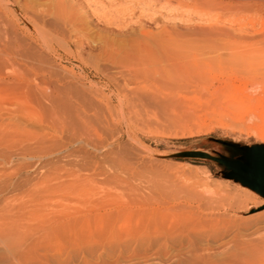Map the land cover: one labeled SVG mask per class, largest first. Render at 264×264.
<instances>
[{
    "label": "rangeland",
    "instance_id": "374dc122",
    "mask_svg": "<svg viewBox=\"0 0 264 264\" xmlns=\"http://www.w3.org/2000/svg\"><path fill=\"white\" fill-rule=\"evenodd\" d=\"M56 2L65 3L61 10ZM163 6L0 0V227L38 191L41 185L32 187L41 177L62 185L56 241L14 257L0 245V264H185L197 253L205 264H220L234 240L249 244L250 264H264L263 52L255 61L245 59L251 50L212 57L186 48L192 68L166 77L169 63L143 55L134 42L142 27L159 32L171 24L166 17L192 10ZM255 15L253 29L262 33L264 15ZM150 45L148 52L156 49ZM148 70L160 73L146 77ZM37 85L61 99L25 97V86ZM167 210L178 224L158 215Z\"/></svg>",
    "mask_w": 264,
    "mask_h": 264
},
{
    "label": "bare ground",
    "instance_id": "6f19581e",
    "mask_svg": "<svg viewBox=\"0 0 264 264\" xmlns=\"http://www.w3.org/2000/svg\"><path fill=\"white\" fill-rule=\"evenodd\" d=\"M150 1H152V0H150ZM155 1H157L158 3L163 4V5L164 4H166L167 6L170 5V7H172V6L174 7V5H175L178 8L179 7L182 8L184 5H186V6L189 5L188 8H190V10L192 9L190 12V11H188V8H187L186 11H188L189 14L186 13L187 14V15L185 14L186 16L183 15L182 17H178V18H176L174 16L170 17L171 16L170 14H169L170 16L167 15L168 17H166V15H165L167 20H169V21L171 20V24L168 25V24H165L163 22L165 25H163L161 27V29L159 28L160 29L159 32H157V31L153 32L151 30H147L146 27L145 28L142 27L140 29V31L138 32V34L136 35L134 42L137 43V45H139L140 47H144L145 48L144 50L148 53L147 54L143 50L145 52L144 54L142 53L143 55H145V54H146V56L149 55L148 57L149 58L152 57L151 59H155V58L158 59L159 58V62H160V58H161V60L163 58L169 63L167 65V66H169L168 68L173 69V70L171 72V71L167 70V68H166L165 71H162V74L164 76H166V77H171V76L172 77H174V76L179 77L185 73H186L185 75H187L188 68H192V67L191 66L189 67L186 65L190 62H188V63H186V62L188 61L189 58L190 59L192 58V57L188 58V56H192L191 53L192 54L194 53V55H195V52H196V51L194 52L195 48L203 49L202 51H204V52L207 51L208 53L212 54V57H214L215 55H217V56L220 55L221 50H223V49H231V48H234V50H235V48L237 50H239V49L243 50V51H241L243 53L249 52L250 50H251L250 51V53H251L252 50H255V51L257 50L256 52L253 51L256 55L253 52L251 54L249 53V54L244 55L245 59H248V57H249L248 55H250L251 60H252V58L255 59V58H257V54L259 52L260 53L263 52L262 55H260V53H259V55L262 57L264 56V31H263V28H262V31H263L262 33H261V31L259 32L257 30H256L257 31L256 32L253 29L254 24L256 23V20L258 19L256 17L255 13H258V15L263 13V15H264V0H155ZM63 3L64 2H62V4ZM154 3H156V2H154ZM56 4H57V2H56ZM56 4L54 7H57ZM62 4H57L58 6L60 5L58 10H61L60 8H63ZM65 6H68V5H65ZM167 6H163V7L166 8ZM173 7H172V10H173ZM65 9H66V7H65ZM166 9L168 10V8H166ZM174 9H175V7H174ZM53 11L51 13H53L55 16V12H53ZM63 11L65 12V10H63ZM223 12L226 14V17L224 15H223L224 17L221 16V13H223ZM70 13L74 14L73 12H70ZM183 13H185V12H183ZM175 14H176V12L174 13V15ZM62 15H65V14L63 13ZM67 15H68V13H67ZM180 15H182V14H180ZM70 16H71V14H70ZM64 17H61V18H63L65 20ZM55 18L58 20L61 19V18H59V15H57ZM63 19H61V20H63ZM167 20H166V22H168ZM66 21H68V20H65L63 22H66ZM68 22H70V20ZM263 23H264V21H263ZM150 44L153 45L152 50L154 47L156 49L148 52L147 49H149L148 47H151ZM139 46H136L137 49H140ZM186 48L188 50L192 49L191 53L190 54L188 53L187 56H186V54H184V51L181 52V50L186 51L187 50ZM189 48H191V49H189ZM188 50H187V52H188ZM237 50H235V51H237ZM244 51H246V52H244ZM232 55H234V53ZM252 55L253 56L255 55V56L253 57ZM259 55H258V57H259ZM140 56H141V53H140L139 57ZM179 58H181V61H180L181 64L177 65L178 64L177 60H179ZM211 58H209L210 60L207 58L209 60V62L212 61ZM182 59H184V62H183L184 64H182ZM185 59H187L186 62H185ZM233 59H236V57L234 56ZM257 60H258V58H257ZM166 61L164 63H166ZM215 61H217V60H215ZM234 61H233V63H234ZM249 61H250V58H249ZM255 61H256V59H255ZM162 62H163V60H162ZM238 62H240L239 59H238ZM221 63L222 62H220V64ZM193 64H194V62H193ZM181 65H182V67H183V65H185V67L187 66V70L185 67L184 68L180 67ZM188 65H190V64H188ZM213 67H215V66H213ZM135 68H137V67H135ZM135 68H134V72H136V75H134V72L131 71L130 69L129 70L131 71V73L129 71L127 72V73H130L134 76L133 77L134 80H135V77H137V75H140V72H137V70H135ZM161 68H162V66H161ZM213 69H215V68H213ZM162 70H164V69H162ZM153 71H155V73L158 75L160 73L157 70H152V73L150 72L151 75L154 74ZM150 73L148 70V73H147V71H145L144 75H146V77H147L148 74L150 75ZM200 73L201 72H199V74ZM189 74H191V72H188V75ZM194 74H196V73L194 72ZM154 75L152 77H155ZM130 76L131 75H129V77ZM183 77H182V79L177 78L176 80H183ZM189 77H191V76H189ZM129 79H131V78H129ZM137 79H138V77H137ZM170 80H171V82H174V79L170 78ZM37 86H38V90H32V91H30L28 86H25V89L22 90L25 97H28L29 92H31L33 94L35 93V95L37 93V96L40 97V100L41 99L47 100V103H48V101H50L52 103H54V102L56 103L57 101H59L61 99L58 97L59 93L56 90H54L53 88H50V86H47V88L39 86V85H37ZM49 88L51 89L50 92H49ZM38 97H36V99ZM40 100L37 102L43 101V100H41V101ZM31 101H32V99H31ZM50 102H49V104H50ZM23 103H24V105L26 104L28 106V107L25 106V108L27 107L28 110L25 108L24 109L27 111H31L32 106H30L29 99L25 98ZM40 105H42V104L40 103ZM41 107H43V106H41ZM83 122L84 121L81 122L82 125L86 121L84 123ZM63 123H65V122H63ZM0 180H1L0 182L4 181V179H1V178H0ZM52 180L54 181V183L51 182ZM71 184H72V182H71ZM38 185L39 186L41 185L40 188L38 187V191L36 190L35 192L27 195L28 199L25 197L27 199V201H25V202H23L25 199L22 198L23 203L17 204L18 205V208L16 207L17 212L15 210H13L16 214L14 215L13 214L14 212H13L12 213L13 215H11V218H9V217H8L9 219L6 218L7 222H8V220H9V222L6 224L2 223L4 227H0V245H2V249L6 253H8L9 256L14 257L17 254L24 252L25 250H27L26 248L28 246L32 247V246L39 244L41 242H43L45 244L46 242L51 241V239H53V241H56L55 237L58 236L57 234L59 233L60 225H62L61 224L62 223V220H61L62 219V216H61L62 213L60 211V209H61L60 208L61 195H60V198L58 195L59 190H61V188H62V185L59 182V179L57 177H52V176L50 177L49 175H45V176L41 177L40 181L38 183H34L32 189L34 190V187L38 186ZM42 185H44V186H42ZM1 188H3V187H1ZM13 196L15 197V195H13ZM4 199L2 200V202H4ZM7 200H8V198H7ZM8 201H10V198ZM14 201H16V200H14ZM11 203H13V201ZM16 203H17V201H16ZM3 205H6V204H3ZM17 205H15V206H17ZM1 207H3V206H1ZM6 207L7 206H5L4 208H6ZM13 209H14V206H13ZM158 210H159L158 213L162 212L160 209H158ZM7 211L8 210H6V215H7ZM146 211H147V208H146ZM172 214L173 213H171V211L169 212L167 210V212H164L161 215L160 214H158V215L161 216V218H163V220H166L167 224H172V223L178 224L179 218L178 219L175 218V216H173ZM184 214L187 215L186 213H184ZM190 217H193V216H190ZM29 220L31 222H35V224L30 223ZM166 221H165V223H166ZM184 222H185V220H184ZM191 222H193V221H191ZM24 223H25V225H24ZM189 223L190 222H188V224ZM27 224H28V226H27ZM32 225H36V228H35V230L31 231ZM179 227H180V225H178V228ZM190 227H193V226H190ZM172 228H173V226H172ZM174 229H177V228L175 227ZM234 242H235V244H232L233 245L232 248H229V250L227 251V253L230 255L221 259L219 263L220 264H250L252 262L251 261L252 258L249 257V255H250L249 250H251V249L248 250L249 244H243V243L237 242L236 240H234L233 243ZM250 245H251V243H250ZM240 249H242V251L238 252V250H240ZM256 249H258V248H256ZM194 253H196V252H194ZM8 255H6V256H8ZM186 259L187 260H185V264H205L207 258L206 259L204 258L205 259V261H204L201 259V255L199 256V254L197 253V254H194V256L193 255L188 256V258H186Z\"/></svg>",
    "mask_w": 264,
    "mask_h": 264
},
{
    "label": "water",
    "instance_id": "95a60500",
    "mask_svg": "<svg viewBox=\"0 0 264 264\" xmlns=\"http://www.w3.org/2000/svg\"><path fill=\"white\" fill-rule=\"evenodd\" d=\"M261 164L263 166V170H264V158L261 160ZM245 176L251 177V178H257L258 176L253 175V174H245ZM264 178V177H263ZM261 190L264 192V186L261 187Z\"/></svg>",
    "mask_w": 264,
    "mask_h": 264
}]
</instances>
